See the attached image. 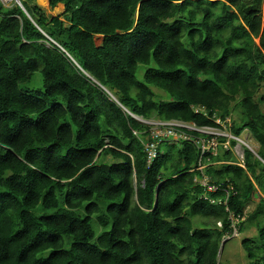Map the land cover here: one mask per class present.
<instances>
[{"label":"trees","instance_id":"obj_1","mask_svg":"<svg viewBox=\"0 0 264 264\" xmlns=\"http://www.w3.org/2000/svg\"><path fill=\"white\" fill-rule=\"evenodd\" d=\"M263 2L49 0L65 6L49 17L21 0L30 19L0 1V264H220L231 213L245 217L239 232L256 228L241 245L264 264ZM122 107L215 126L201 107L258 150L245 148L241 166L220 148L211 202L195 182V144L167 139L148 165V127ZM225 191L227 207L215 202Z\"/></svg>","mask_w":264,"mask_h":264},{"label":"built area","instance_id":"obj_2","mask_svg":"<svg viewBox=\"0 0 264 264\" xmlns=\"http://www.w3.org/2000/svg\"><path fill=\"white\" fill-rule=\"evenodd\" d=\"M0 1L5 5V3L3 2L4 0ZM6 1H12L17 3L18 5H22L21 0ZM112 97L116 99L114 96ZM122 108L125 109L124 107ZM125 111H127L137 121L148 127L149 133L144 136V146L148 165H151L157 158L159 152L158 149L160 148L161 144L167 139L193 142L195 144V146L199 149L200 154L198 164L194 170L199 171L201 174V176L195 178V182L203 187V197L205 199H210V193L217 192L221 189L219 185L212 183L211 177L206 173V171L210 167L222 165L225 163L223 161H215V159L219 155L220 148H223V151H233V147L231 146L232 141H235L237 144L238 142H240L241 144L243 143L247 145L240 137H236L230 132L232 123L231 118H226L225 120H223L219 117H216V115H214V118H210L208 111L202 108H195V113L203 114L205 117L211 119L216 124L215 126H197L194 123H187L177 120H173L172 122L163 120H145L134 115L127 109H125ZM134 133L135 135L141 134L137 131H135ZM232 190L233 188L230 187V192ZM230 192L225 191L226 197L224 199L220 198L218 200H215V202L227 207V200L229 198ZM210 201L214 202V200L212 199H210ZM226 210L228 211V208H226ZM238 218L236 219V217L232 213L230 214V219L233 220V224L231 225L232 233L227 234L223 238V241L226 242L231 240L232 238L239 236L240 232L238 221H243L245 220V218L240 216ZM217 225L220 228L222 227L221 222H218Z\"/></svg>","mask_w":264,"mask_h":264},{"label":"rangeland","instance_id":"obj_3","mask_svg":"<svg viewBox=\"0 0 264 264\" xmlns=\"http://www.w3.org/2000/svg\"><path fill=\"white\" fill-rule=\"evenodd\" d=\"M5 3L6 6H12L15 5L17 3L12 2V1H3ZM46 4L41 5L39 3V0H35V3L38 4V6H40L41 8H43L46 12V14L49 17H55V16H61L64 13L65 10V6L63 3L58 4L56 7H51L49 0H46ZM262 14H263V18H264V2L262 5ZM102 40L103 37L101 36H96L95 37V42L98 46H100L102 44ZM256 43H259V39H256ZM42 79H41V75L40 72H37L34 76V84L36 86H42L41 83ZM153 91L155 92L156 98L157 99H161V100H166V94L161 91L158 90L156 88H152ZM264 96V88L260 90V92L258 93V95L256 96V100H258V98ZM113 98V97H112ZM113 100H115L113 98ZM116 101V100H115ZM241 102L240 101H236L234 103H232L231 105V109L233 112V119H237L239 116V112L241 110ZM261 108L264 112V103L261 104ZM159 120V119H158ZM158 120H152V121H158ZM171 122L173 120H170ZM226 131V130H224ZM240 138L245 141V144H241L240 142H238L237 146L233 147V153L236 156L239 164H241L242 166L244 165V151L245 148H248L251 150H254V152L256 153L258 150V144L256 142H253V137L250 134V132L248 131H244L242 133V135L240 136ZM250 146H253L250 148ZM220 152V151H219ZM106 161L108 163L113 162V159L111 157H107ZM259 194L264 197V193H261V191L259 190ZM259 202V198L257 196H254L251 201L247 204L246 206V212L250 213L251 211H253V209L256 207V205ZM194 226H198L197 223H201L202 220L195 218L193 221ZM97 225V224H96ZM249 229H246L243 232H240L238 237L232 238L231 240L227 241L226 243H224L225 241H223L222 243H224V245L221 244V248H220V252H219V258L218 261L220 262V264H250V261L247 259L246 254L242 248L241 242L244 238H248V237H254L257 235V231L256 228L254 226L252 227H248ZM97 232L99 233L101 231V228L99 226L96 227Z\"/></svg>","mask_w":264,"mask_h":264},{"label":"bare ground","instance_id":"obj_4","mask_svg":"<svg viewBox=\"0 0 264 264\" xmlns=\"http://www.w3.org/2000/svg\"><path fill=\"white\" fill-rule=\"evenodd\" d=\"M39 3L41 4V5H44V4H46L47 2H46V0H39ZM201 108V107H200ZM202 109H204V108H202ZM248 149H249V147H248ZM246 214H247V212H246ZM245 218V217H244Z\"/></svg>","mask_w":264,"mask_h":264},{"label":"water","instance_id":"obj_5","mask_svg":"<svg viewBox=\"0 0 264 264\" xmlns=\"http://www.w3.org/2000/svg\"><path fill=\"white\" fill-rule=\"evenodd\" d=\"M20 7L23 9V11L27 14V16L30 18V16L28 15V13L26 12V10L24 9V7L22 5H20ZM31 19V18H30ZM250 151L254 152L253 150L250 149ZM256 154V153H254Z\"/></svg>","mask_w":264,"mask_h":264},{"label":"crops","instance_id":"obj_6","mask_svg":"<svg viewBox=\"0 0 264 264\" xmlns=\"http://www.w3.org/2000/svg\"><path fill=\"white\" fill-rule=\"evenodd\" d=\"M252 139H253V138H252ZM244 142H245V141H244ZM253 142H256V141L253 139ZM236 146H237V144H236ZM251 147H253V146H250V148H251ZM251 149H252V148H251Z\"/></svg>","mask_w":264,"mask_h":264},{"label":"clouds","instance_id":"obj_7","mask_svg":"<svg viewBox=\"0 0 264 264\" xmlns=\"http://www.w3.org/2000/svg\"><path fill=\"white\" fill-rule=\"evenodd\" d=\"M250 150V149H249ZM254 151V150H253ZM253 153H255V152H253ZM222 245H224V243H222Z\"/></svg>","mask_w":264,"mask_h":264}]
</instances>
